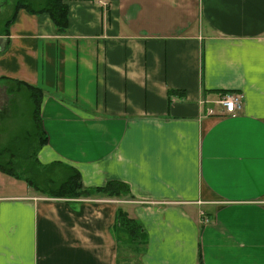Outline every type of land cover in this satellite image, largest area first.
<instances>
[{
  "label": "crops",
  "instance_id": "crops-1",
  "mask_svg": "<svg viewBox=\"0 0 264 264\" xmlns=\"http://www.w3.org/2000/svg\"><path fill=\"white\" fill-rule=\"evenodd\" d=\"M49 1L1 5L0 163L132 198L44 197L0 168V264H120L118 209L139 264H264V0H62L66 33Z\"/></svg>",
  "mask_w": 264,
  "mask_h": 264
},
{
  "label": "trees",
  "instance_id": "trees-1",
  "mask_svg": "<svg viewBox=\"0 0 264 264\" xmlns=\"http://www.w3.org/2000/svg\"><path fill=\"white\" fill-rule=\"evenodd\" d=\"M17 7L18 10L20 6L17 5ZM42 11L47 12L51 15L60 33H66L69 27V10L62 3V0H51L49 5L45 7V9H43ZM15 15L9 20L10 24L13 22ZM18 85L28 90L30 94V100L35 102V104L37 105L36 111L38 114H40V106L44 95L43 91L39 88H35L29 84L22 82H18ZM42 135L44 140L46 138L47 141V137H44V134ZM28 160L31 161L32 157ZM53 167H55V165L50 167H44L41 173L37 170H33L31 175L26 176L24 173H18L14 171L13 167L2 166V164L0 163V168H2V170L12 176L18 178H25L28 183L35 186V189L37 191L41 192L42 194L49 195L50 197L77 199L90 198L94 195H100L111 199L132 198L130 186L127 183L112 180L107 182L104 186L86 187L82 181L80 172L75 169H71V175H69V177L64 182L60 183V185L56 187L55 181L52 180L53 178H48L46 173V171L52 169ZM39 176L44 177V179L46 178V180H44V184L47 185L51 183V187L38 185L35 179ZM53 185L55 186V188L52 187ZM115 230L116 233L120 232L122 234L128 235L129 239L127 242H131L130 244L134 245V250L136 249V251H138L139 253L142 252H140V249L146 245V234L144 232V227L134 219H131L128 213L123 209L117 210ZM122 242L123 239L121 242L119 241V243Z\"/></svg>",
  "mask_w": 264,
  "mask_h": 264
},
{
  "label": "rangeland",
  "instance_id": "rangeland-1",
  "mask_svg": "<svg viewBox=\"0 0 264 264\" xmlns=\"http://www.w3.org/2000/svg\"><path fill=\"white\" fill-rule=\"evenodd\" d=\"M6 1H7V3L10 2V3H14L15 4V3H17L20 0H6ZM37 1L39 2V1H42V0H37ZM50 1H49V3H50ZM2 2H3V0H0V12H1L0 13V24L5 21L6 17H8L9 16V13H10L9 12L10 7L9 8H6L2 12V9H1ZM11 9H12V6H11ZM19 94L22 96V93L21 92H19ZM17 96H19V95H17ZM20 121L22 122L23 120H20ZM14 153H16V150L14 151ZM18 160H20V159H18ZM14 161H16V160L14 159ZM13 163L14 162L12 161L11 166H14L15 163L14 164ZM17 164H18V162H17ZM32 168L34 169V167H32ZM28 170L26 172H24V174L26 176H29V175L32 174V171L29 172ZM2 171L5 172L4 170H2ZM46 173H47V177L48 178H53L54 175H56V174L63 175V179H60L59 181H57L56 179L54 180L55 183H56V187L59 186L60 183L64 182L67 179V176H65L64 174H62V171L60 169H58V168H55L54 169V167H53L52 169L46 171ZM69 175H71L70 172H69ZM35 180H36L37 184L40 185V186L51 187V185H52L51 183L45 185L44 184V182H45L44 180H46V178L44 179V177H42V176L37 177ZM52 187L55 188L54 185ZM35 191L38 192L37 190H35ZM43 195H44V197H46V196L50 197L49 195H45V194H43ZM94 196H96V195H94ZM94 196H92V197H94ZM122 206H125V204L122 205ZM122 238H123V242L121 243L120 251H119L120 257H118V258H120L119 259L120 264H139V259H141L142 253H139L138 251H136V249L134 250V245H131L130 244L131 242H127L128 239H129L128 235L122 234ZM144 247L145 246H143L140 249V252L144 250Z\"/></svg>",
  "mask_w": 264,
  "mask_h": 264
},
{
  "label": "built area",
  "instance_id": "built-area-1",
  "mask_svg": "<svg viewBox=\"0 0 264 264\" xmlns=\"http://www.w3.org/2000/svg\"><path fill=\"white\" fill-rule=\"evenodd\" d=\"M217 104L221 108L222 116L236 117L244 110V96L240 92H226L220 96ZM209 114L216 115L212 109L209 110ZM205 221L209 222L207 216Z\"/></svg>",
  "mask_w": 264,
  "mask_h": 264
}]
</instances>
